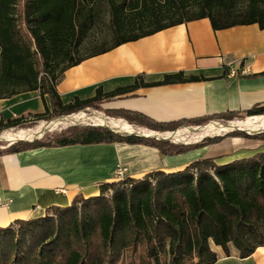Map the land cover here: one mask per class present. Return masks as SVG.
Wrapping results in <instances>:
<instances>
[{
	"label": "trees",
	"instance_id": "obj_1",
	"mask_svg": "<svg viewBox=\"0 0 264 264\" xmlns=\"http://www.w3.org/2000/svg\"><path fill=\"white\" fill-rule=\"evenodd\" d=\"M100 1L107 4L115 41L77 56L99 20ZM203 18L211 21L214 30L250 24L264 29V0H25L20 15L18 0H0V99L39 91L42 99L49 98L51 109L31 116L36 121H49L104 106L142 87L210 80L179 71L147 82L140 74L131 85L110 92L99 87L93 97H75L69 103L57 90L66 69L89 57ZM55 67H59L58 72ZM105 112L132 125L166 132L216 118L264 115V104L244 112L169 124L134 112ZM28 117L1 122L0 133L34 123H28ZM226 136L264 142V132L250 135L234 131ZM224 137H208L190 147L155 138L121 136L100 126H69L40 140L17 142L0 150V155L122 142L153 146L174 156L218 143ZM99 187L96 196L79 194L70 205L52 206L42 217L17 219L0 227V264H216L214 245L222 247L227 256L233 245L240 258L264 246V151L222 164L216 158H199L181 170H158L141 178L128 176Z\"/></svg>",
	"mask_w": 264,
	"mask_h": 264
},
{
	"label": "crops",
	"instance_id": "obj_2",
	"mask_svg": "<svg viewBox=\"0 0 264 264\" xmlns=\"http://www.w3.org/2000/svg\"><path fill=\"white\" fill-rule=\"evenodd\" d=\"M179 71L211 79L142 87L107 101L105 108L169 124L244 112L264 104V29L250 24L214 30L208 18L179 24L66 69L57 90L69 103L75 97H93L99 87L110 92L131 85L140 74L154 82ZM48 109L50 100L42 99L39 91L0 99V123ZM261 151V140L226 137L201 150L174 156L153 146L122 142L0 155V227L17 219L42 217L52 206L70 205L79 194L98 195L101 183L115 181L114 172L120 165L129 168L130 177L141 178L153 171L181 170L199 158H216L222 164ZM213 249L218 254L216 264H264V246L247 258H240L233 245L230 256L220 246Z\"/></svg>",
	"mask_w": 264,
	"mask_h": 264
},
{
	"label": "bare ground",
	"instance_id": "obj_3",
	"mask_svg": "<svg viewBox=\"0 0 264 264\" xmlns=\"http://www.w3.org/2000/svg\"><path fill=\"white\" fill-rule=\"evenodd\" d=\"M77 123H95L110 126L113 129L122 132H134L140 130L141 133L146 135H158L161 137H168L175 142H198L204 137L222 134L229 132L233 129L240 128L248 132H254L264 129V115L251 116L243 121H232L229 124H211L208 123L203 127H183L175 132H153L149 129H138L123 119L111 118L103 115L102 113H84V111L73 113L72 116L53 119L51 122H40L33 128L18 129L15 131H3L0 136V141L10 142L18 139H34L40 137L42 134L57 130L63 127H68ZM189 160L190 157H187Z\"/></svg>",
	"mask_w": 264,
	"mask_h": 264
},
{
	"label": "rangeland",
	"instance_id": "obj_4",
	"mask_svg": "<svg viewBox=\"0 0 264 264\" xmlns=\"http://www.w3.org/2000/svg\"><path fill=\"white\" fill-rule=\"evenodd\" d=\"M24 2H25V0H18V13H19V15L23 11ZM98 10L100 11L99 12L100 13L99 20L96 22V25L94 26V28H92L88 32V34H87V36L85 38V41L81 45L80 50H79V54H77V56L78 55L79 56L87 55L93 49L99 47L100 44L101 45H110V44H112L115 41L116 37L111 35V25H110L109 10L107 8V4H106L105 1H100L99 2ZM22 28L25 31V26L23 24H22ZM55 69L57 70V72L59 71V67H55ZM105 110H106V108H105V105H104V106H101V107H88V108H86L84 110H81V111H84V113L98 112V113H102L103 115H106L107 117L126 120L125 118H121V117H116V116L110 115V114L106 113ZM81 111H79V112H81ZM249 117H251V116H249ZM247 118H248V116H236V117H234L233 119H230V120L216 118V119L210 120L209 122H207L205 124H201V125L186 124L185 126L198 127V126H205L208 123L225 125L224 123H228V122H232V121H243V120H245ZM28 119H29L28 123H30V121H33L34 123L28 124L26 127H14V128H10V129H5L3 131H6V130L15 131V130H18V129H29V128L31 129V128L35 127L37 124H39L40 122L48 121V120H43V121L42 120H38V121H36L35 117H32V116L28 117ZM52 119H50V120H52ZM182 127H180V128H182ZM66 128L67 127H63V128L57 129V130H53V131L47 132L46 134H56V133H59V132H61L62 130L66 129ZM180 128H177L176 130H178ZM176 130L166 131V132H173V131H176ZM163 133H165V132H163ZM227 134H229V133L224 132V133H222L220 135L221 136H225L224 138H226V137H238V136H226ZM217 136H219V134L218 135H213V136H208V137H212L213 138V137H217ZM208 137H204L202 140H200L198 142H190V143H185V142L181 143V142H175V141H170V142H173L174 144L183 145V146L194 147V145L204 142V140L206 138H208ZM242 138H244V137H242ZM258 140H260V139H258ZM3 146H6L5 142L0 143V150H4L5 149V148H3ZM201 149L202 148H196V149H193L191 151H188V152H185V153H182V154H188L190 152H194L195 150H201ZM190 155H192V154H190ZM190 155H188V156H190ZM107 195L110 196L111 195V191L108 192Z\"/></svg>",
	"mask_w": 264,
	"mask_h": 264
},
{
	"label": "water",
	"instance_id": "obj_5",
	"mask_svg": "<svg viewBox=\"0 0 264 264\" xmlns=\"http://www.w3.org/2000/svg\"><path fill=\"white\" fill-rule=\"evenodd\" d=\"M73 114H70V115H62V116H59V117H56L54 119H58V118H63V117H69V116H72ZM53 120V119H52ZM46 122H51V120L49 121H46ZM219 123V122H218ZM224 124H229L228 123H224ZM70 126H100V127H104V128H107L121 136H131V135H134V136H139V137H145V138H155L157 140H167V141H173L171 140L170 138L168 137H161V136H158V135H146V134H143L141 133L140 130L138 131H134V132H122V131H118L116 129H113L111 128L110 126H107V125H103V124H95V123H86V124H83V123H77V124H74V125H70ZM183 127H192V126H183ZM182 127V128H183ZM198 127H203V126H198ZM234 131H243V132H246L250 135H256V134H260V133H263L264 132V129L262 130H257V131H254V132H248L244 129H240V128H236V129H233L229 132H226V133H230V132H234ZM153 132H159V131H153ZM175 132V131H173ZM160 133H163V132H160ZM2 132L0 133V136H1ZM46 133L42 134L40 137H37V138H34V139H18V140H13V141H10V142H5L6 143V146H3V148H7V147H10L11 145L17 143V142H20V141H28V142H32V141H35V140H40L42 139L44 136H45ZM219 136H221L219 134ZM0 143H3V141H0Z\"/></svg>",
	"mask_w": 264,
	"mask_h": 264
},
{
	"label": "built area",
	"instance_id": "obj_6",
	"mask_svg": "<svg viewBox=\"0 0 264 264\" xmlns=\"http://www.w3.org/2000/svg\"><path fill=\"white\" fill-rule=\"evenodd\" d=\"M129 176V168L127 166H118L114 172L115 181L123 180Z\"/></svg>",
	"mask_w": 264,
	"mask_h": 264
}]
</instances>
